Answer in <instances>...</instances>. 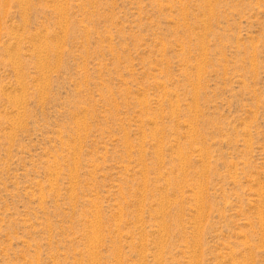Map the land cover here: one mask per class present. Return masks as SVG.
Instances as JSON below:
<instances>
[{
  "label": "rangeland",
  "instance_id": "1",
  "mask_svg": "<svg viewBox=\"0 0 264 264\" xmlns=\"http://www.w3.org/2000/svg\"><path fill=\"white\" fill-rule=\"evenodd\" d=\"M0 264H264V0H0Z\"/></svg>",
  "mask_w": 264,
  "mask_h": 264
}]
</instances>
